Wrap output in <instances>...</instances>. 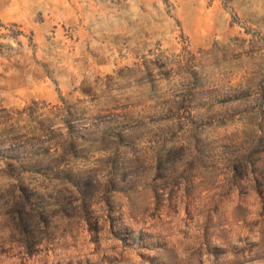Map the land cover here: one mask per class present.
Returning <instances> with one entry per match:
<instances>
[{
  "label": "rangeland",
  "instance_id": "374dc122",
  "mask_svg": "<svg viewBox=\"0 0 264 264\" xmlns=\"http://www.w3.org/2000/svg\"><path fill=\"white\" fill-rule=\"evenodd\" d=\"M0 264H264V0H0Z\"/></svg>",
  "mask_w": 264,
  "mask_h": 264
},
{
  "label": "trees",
  "instance_id": "16d2710c",
  "mask_svg": "<svg viewBox=\"0 0 264 264\" xmlns=\"http://www.w3.org/2000/svg\"><path fill=\"white\" fill-rule=\"evenodd\" d=\"M25 198L28 199V195H25V196H24V199H25ZM27 201H28V200H27Z\"/></svg>",
  "mask_w": 264,
  "mask_h": 264
}]
</instances>
